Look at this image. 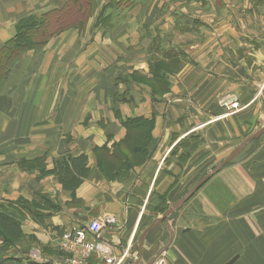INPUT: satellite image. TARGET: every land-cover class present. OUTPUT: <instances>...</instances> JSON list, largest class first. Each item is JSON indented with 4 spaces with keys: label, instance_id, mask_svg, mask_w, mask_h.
<instances>
[{
    "label": "crops",
    "instance_id": "0c3cea01",
    "mask_svg": "<svg viewBox=\"0 0 264 264\" xmlns=\"http://www.w3.org/2000/svg\"><path fill=\"white\" fill-rule=\"evenodd\" d=\"M71 8L82 18L69 22ZM51 11L68 24L0 82V204L21 211L25 236L0 264H46L63 231L108 218L102 235L135 264L150 221L264 127V0H0V49L18 21ZM80 155L89 174L73 198L56 163ZM159 252L164 264H264V134L147 234L141 264Z\"/></svg>",
    "mask_w": 264,
    "mask_h": 264
},
{
    "label": "trees",
    "instance_id": "16d2710c",
    "mask_svg": "<svg viewBox=\"0 0 264 264\" xmlns=\"http://www.w3.org/2000/svg\"><path fill=\"white\" fill-rule=\"evenodd\" d=\"M70 10L73 11L74 9L71 8ZM61 18L62 13L53 15L51 11L41 17L29 16L18 21L14 38L0 49V82L8 76L13 63L20 54L27 50L39 49L45 44L42 39L47 35V32H49L48 35L52 34L48 26ZM68 21H72L71 18H68ZM46 27H48L47 32L44 30ZM135 150L139 149L135 148ZM87 163L88 159L85 155L66 157L56 163V175L63 189L70 192L73 198H75L76 190L88 177L89 169ZM20 203L30 212L34 220L41 222L40 217L43 216L38 212L35 213V210L32 209L33 206L23 200L15 204L18 206ZM23 219L21 211L18 212L14 207V203L0 204V238L3 240L0 250L3 253L10 250L9 246L11 244L25 238L21 230ZM1 262L2 260H0Z\"/></svg>",
    "mask_w": 264,
    "mask_h": 264
},
{
    "label": "built area",
    "instance_id": "2783aa9c",
    "mask_svg": "<svg viewBox=\"0 0 264 264\" xmlns=\"http://www.w3.org/2000/svg\"><path fill=\"white\" fill-rule=\"evenodd\" d=\"M264 48V43L262 45ZM226 110L234 112L240 109L236 99L228 98L221 102ZM116 224L115 219L104 221L91 220L82 227H72L61 233L59 247L62 256L46 264H125L130 255V248L118 253L122 246L121 238L112 234L109 238L102 235L106 226ZM163 254L155 257L151 264H164Z\"/></svg>",
    "mask_w": 264,
    "mask_h": 264
},
{
    "label": "water",
    "instance_id": "95a60500",
    "mask_svg": "<svg viewBox=\"0 0 264 264\" xmlns=\"http://www.w3.org/2000/svg\"><path fill=\"white\" fill-rule=\"evenodd\" d=\"M262 134H264V127L262 129H260L258 132H256L255 134L251 135L250 137H248L247 139H245L244 141H242L231 152V154L229 156H227L222 162H220L217 166H215L206 176H204L202 179H200V181L184 197H182L177 202L173 203L168 208V210L160 218H157L156 220H154L152 222V224L141 234V236L139 238V243H138V247H139V258H138V260L136 261L135 264H141L143 244H144V240H145V237L147 236V234L151 230H153L154 228H156L157 226H159V225L167 222V220L169 219V217L176 210H178L179 208H181L182 205L184 203H186L208 180H210L213 176H215L216 174H218L225 166H227L231 161H233L250 142H252L255 139H258ZM159 254H160V252L158 253V255ZM154 259L150 263H148V264H151L154 261ZM236 259L237 258H234L228 264H233L234 261H236Z\"/></svg>",
    "mask_w": 264,
    "mask_h": 264
},
{
    "label": "rangeland",
    "instance_id": "374dc122",
    "mask_svg": "<svg viewBox=\"0 0 264 264\" xmlns=\"http://www.w3.org/2000/svg\"><path fill=\"white\" fill-rule=\"evenodd\" d=\"M73 7H75V6H73ZM82 12H80L78 9H76V8H74V10L73 11H71L70 13H68V17H66V18H71V20L72 21H75V20H77V19H80V18H82ZM71 21V22H72ZM65 22H67V20H63L62 21V18L60 19V20H58V21H54V23H52V25H50V26H48V27H46L44 30H46L45 32H47V28L48 29H50L51 31L50 32H56V31H60L61 29H64L63 28V26H65L66 24H68V23H66L65 24ZM65 24V25H64ZM48 33L49 32H47V35H48ZM46 35V36H47ZM175 36V38H178V39H180L179 38V35L178 34H175L174 35ZM182 41H186L187 39H185V38H182L181 39ZM31 50H33V49H31ZM27 51H29V50H27ZM26 52V51H25ZM188 64H190V63H188ZM193 66H194V64H192ZM177 69V68H176ZM175 69V70H176ZM169 70L170 71H172V70H174V68L172 67V66H169ZM142 80V79H141ZM143 81V83L144 84H146L149 88H152L153 90H155V89H157V85L154 83V82H150V81H145V80H142ZM156 93L157 94H159L160 95V93L158 92V91H156ZM225 109V108H224ZM240 110V109H239ZM238 111V110H237ZM234 112H236V111H234ZM187 152H188V156L191 154V150H187ZM123 153L126 155V158L128 159V161L130 160V156H129V152L128 151H126V150H123ZM226 157H215L214 156V166H212V168H211V170L215 167V166H217L220 162H222L224 159H225ZM217 160V161H216ZM183 161H184V164H186L187 162H188V158H183ZM129 164V163H128ZM128 167V166H127ZM117 168L118 169H121L122 168V166L120 167V164L119 165H117ZM207 175V173H205V175L204 176H206ZM203 176V177H204ZM202 177V178H203ZM196 183L198 182V181H195ZM192 187H193V185H192ZM191 186L187 189V190H189L190 188H192ZM191 190V189H190ZM163 208H165L163 211H166L167 210V207H165V205H163ZM114 219V218H113ZM149 222V221H148ZM147 222V223H148ZM152 223V221H150V223L149 224H151ZM149 224L147 225V226H149ZM146 229V228H145ZM145 229H141V231L143 232V230H145ZM22 243H23V240H21V241H16L14 244H11L10 246H9V248L11 249V248H14L16 245H22ZM1 253H3V251H1L0 250V254Z\"/></svg>",
    "mask_w": 264,
    "mask_h": 264
}]
</instances>
